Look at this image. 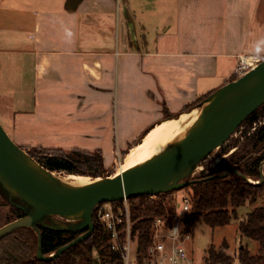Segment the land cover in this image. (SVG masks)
<instances>
[{"label": "crops", "instance_id": "0c3cea01", "mask_svg": "<svg viewBox=\"0 0 264 264\" xmlns=\"http://www.w3.org/2000/svg\"><path fill=\"white\" fill-rule=\"evenodd\" d=\"M261 40L264 0H0V122L25 149L74 134L118 151Z\"/></svg>", "mask_w": 264, "mask_h": 264}, {"label": "trees", "instance_id": "16d2710c", "mask_svg": "<svg viewBox=\"0 0 264 264\" xmlns=\"http://www.w3.org/2000/svg\"><path fill=\"white\" fill-rule=\"evenodd\" d=\"M235 78V75H232L230 80ZM212 92L185 105L183 110L186 111L197 105ZM263 109L264 103L252 111L245 120L252 121L255 114ZM148 128L128 146L132 147L137 143ZM263 137L264 123L259 127L255 141L262 140ZM27 154L50 170H66L68 173H80L93 177L101 176L104 170V157L99 148L94 150L72 148L70 152H66L60 148L33 146L32 149H27ZM263 159L264 152L243 156L235 162L237 171L229 170L223 175L213 172L194 177L184 186L190 195V212L186 221L188 231L193 232L199 219L211 227L229 223L232 219H239L240 237L257 241L258 248L254 254L250 252L247 244L240 242L236 252L239 264H264V204L248 209L241 218L237 214L238 207L247 201L253 204L260 195L264 194V167L262 180L258 183L249 182L244 177L246 175L260 179L259 165ZM169 191H173V189ZM169 191L156 192L152 194V197L150 195L129 197L141 249L147 245L152 218L158 213H168L173 209L170 198L167 197ZM113 202L118 204L120 200ZM12 207L18 217L25 215L22 209L14 205ZM92 218L94 228L88 237L74 242L60 254L49 259H41L37 256L38 235L32 227L14 228L0 236V264H96V258L93 256L95 249L102 264L105 262L118 264V254L109 250L106 230L95 221L94 216ZM37 227L40 230V250L44 255H50L88 228L85 226L78 229H54L42 224H38ZM227 248L228 243L225 239L218 247L210 245L205 263L234 264V256L226 252Z\"/></svg>", "mask_w": 264, "mask_h": 264}, {"label": "water", "instance_id": "95a60500", "mask_svg": "<svg viewBox=\"0 0 264 264\" xmlns=\"http://www.w3.org/2000/svg\"><path fill=\"white\" fill-rule=\"evenodd\" d=\"M243 83L250 84V87L241 98L227 105H219L226 93ZM210 98V107L201 115L187 139L178 147L148 163L118 175L104 176L93 185L83 187L62 185L53 170L39 163L38 166L32 167L27 159L32 157L20 152L21 147H18L0 122V186L7 191L3 183L7 181L20 192L17 195L28 204L24 205L16 201L17 197L11 200L5 195L9 203L22 209L25 215L0 226V236L14 228L30 226L38 235L37 256L41 259H49L91 234L94 228L92 211L97 203L115 201L124 196L152 195L188 184L191 180L180 182L178 180L190 173L199 158L220 146L252 111L264 103V57L242 76L226 82L197 105ZM186 166L192 168L180 173V170ZM261 167L262 163H260ZM259 170L261 173L259 181H261L263 170L262 168ZM171 176L172 181L162 186V183ZM244 177L250 182L249 177L246 175ZM79 209L81 212L75 218L82 217V221L78 224L50 227L51 225L41 221L47 213L60 215ZM38 224L54 229H78L85 226L88 228L50 255H44L40 250Z\"/></svg>", "mask_w": 264, "mask_h": 264}, {"label": "rangeland", "instance_id": "374dc122", "mask_svg": "<svg viewBox=\"0 0 264 264\" xmlns=\"http://www.w3.org/2000/svg\"><path fill=\"white\" fill-rule=\"evenodd\" d=\"M263 123H264V109L258 111L255 114L252 121H248L244 119L235 128L232 134L220 146L215 147L208 154H205L201 158H199L195 162L192 171L187 175H185L183 178H180L178 182L184 180H191L194 177L211 174L213 172L224 174L229 172L227 170L235 171L237 170V164L235 162L241 157L252 154H261L262 152H264V137L262 138V140L255 141V138L257 136V131ZM67 131L70 132L69 129H67ZM69 135L71 136V140L70 139L55 140V141L50 140L47 142V146L61 147L66 152H70L72 148L70 149L68 148L75 143L77 145L83 144L84 149L87 148L90 150L96 149L97 146L99 145L102 153L105 154V156L103 155L105 159H104V170L102 171L101 178H104V176L107 175L110 176L114 174L118 162L122 159L123 155L130 148L128 144L127 147L113 152V150L116 149L118 145L116 139H109V140L103 139L101 141H83L81 139L72 138L75 137L74 134H69ZM138 141H140V139ZM18 147L20 146L18 145ZM30 148L32 149L33 147ZM20 152L23 154H27V149L21 147ZM30 160L35 163H39L40 165H43L40 161L34 160L32 158ZM261 163H262L261 168L263 170L264 159L261 161ZM261 168L259 165V169ZM53 173L57 175L68 174L66 170H53ZM76 174H80V173H76ZM87 176L93 177L91 175H87ZM249 178L258 181L260 180V179H255L253 177H249ZM5 187L9 191L8 190L6 191L4 188L0 186V226L18 218L17 214L14 212L12 205H10V203L8 202L7 197L10 198L11 200H14L13 197L14 198L17 197L16 201H19L24 205H28L20 196L17 195V193L8 184H5ZM173 191H174L173 194L177 197L178 200H182V198L185 196V193H188V191L185 189L184 186L176 187L175 189H173ZM5 195L7 197H5ZM261 204H264V194L260 195L255 203L250 204L247 201L244 205L238 207L237 208L238 217L241 218L242 216H244L245 212L248 209ZM77 215H79V213L74 216ZM92 217H93V212H92ZM44 218L45 219H41V221L45 222L48 225H51L50 227L56 225L53 222L54 219H58L62 221L63 222L62 226L65 225L69 226L70 224H74V223L78 224L82 221V217L81 218L77 217L73 219L71 218V220H67L61 214L58 215L52 213L45 214ZM238 221L239 219H232L229 223L211 227L208 224H206L202 219H199L195 224V227L191 234L192 235L191 239L185 241L186 248L192 258V263L206 264L205 257L207 254L208 247L210 245H214L215 247H218L224 239L228 243V248L226 252L234 256V264H239L236 258V252L240 245V242H242V244H247L250 252L254 254L257 251L258 243L255 240L248 239L246 237H240L238 231ZM93 256L96 258L95 260L96 264H102L96 249L93 251ZM104 264H110V263L105 262Z\"/></svg>", "mask_w": 264, "mask_h": 264}, {"label": "built area", "instance_id": "2783aa9c", "mask_svg": "<svg viewBox=\"0 0 264 264\" xmlns=\"http://www.w3.org/2000/svg\"><path fill=\"white\" fill-rule=\"evenodd\" d=\"M260 60L256 54L240 55L233 74L236 78L242 76ZM173 193H167L172 211L158 213L152 218L144 249L139 247L129 197H122L118 204L102 201L94 206L95 221L106 230L109 250L118 254V264H193L185 245L192 236L186 226L190 196L185 193L182 200H178Z\"/></svg>", "mask_w": 264, "mask_h": 264}, {"label": "bare ground", "instance_id": "6f19581e", "mask_svg": "<svg viewBox=\"0 0 264 264\" xmlns=\"http://www.w3.org/2000/svg\"><path fill=\"white\" fill-rule=\"evenodd\" d=\"M250 84H241L228 93H226L220 100L219 105H227L241 98L249 89ZM211 98L204 101L201 105H197L188 111L181 112L178 116L164 119L160 123L154 125L145 135L140 139L138 143L130 147L127 152L123 155L122 159L118 162L114 174H121L129 169L137 167L139 165L148 163L149 161L164 155L165 153L171 151L178 147L185 139H187L190 131L197 123L198 119L203 115V113L210 107ZM26 157V156H25ZM28 162L32 167L38 166V163L31 161L29 158ZM192 167L186 166L182 170L185 171ZM56 173V172H55ZM56 175L58 180L62 185L68 187H83L93 185L94 183L100 181L101 176L90 177L84 174L68 173L66 175ZM174 176L176 173L173 174ZM172 175V176H173ZM168 178L162 183V186L167 185L173 179V177ZM250 182L257 183L258 180L249 178ZM8 184L17 194L18 190L10 185L7 181L3 182ZM81 210H74L68 213L61 214L67 220L75 218L76 214L80 213ZM45 219V218H43ZM53 222L61 227L63 222L54 219Z\"/></svg>", "mask_w": 264, "mask_h": 264}, {"label": "clouds", "instance_id": "9594fccd", "mask_svg": "<svg viewBox=\"0 0 264 264\" xmlns=\"http://www.w3.org/2000/svg\"><path fill=\"white\" fill-rule=\"evenodd\" d=\"M261 51H264V40L257 42L255 45V52L259 54Z\"/></svg>", "mask_w": 264, "mask_h": 264}, {"label": "flooded vegetation", "instance_id": "af4514ba", "mask_svg": "<svg viewBox=\"0 0 264 264\" xmlns=\"http://www.w3.org/2000/svg\"><path fill=\"white\" fill-rule=\"evenodd\" d=\"M261 163V162H260ZM229 171V170H228Z\"/></svg>", "mask_w": 264, "mask_h": 264}]
</instances>
